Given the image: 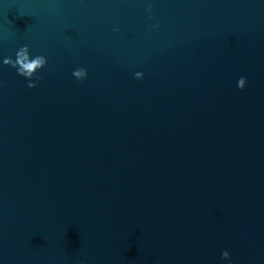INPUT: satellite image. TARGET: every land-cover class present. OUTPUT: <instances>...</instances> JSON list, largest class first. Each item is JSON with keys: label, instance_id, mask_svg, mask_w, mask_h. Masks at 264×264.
<instances>
[{"label": "water", "instance_id": "1", "mask_svg": "<svg viewBox=\"0 0 264 264\" xmlns=\"http://www.w3.org/2000/svg\"><path fill=\"white\" fill-rule=\"evenodd\" d=\"M0 264H264V0H0Z\"/></svg>", "mask_w": 264, "mask_h": 264}, {"label": "clouds", "instance_id": "2", "mask_svg": "<svg viewBox=\"0 0 264 264\" xmlns=\"http://www.w3.org/2000/svg\"><path fill=\"white\" fill-rule=\"evenodd\" d=\"M149 10H151V5H149ZM4 65L11 66L17 72V74L27 80L28 88L37 87V82L42 80V76H38L37 73L43 69L47 64V58L43 55L31 56L30 50L27 45L21 46L15 55V59L8 57L3 60ZM73 76L78 80H83L86 78L85 72L82 68L75 69L73 71ZM136 79H142L143 73L138 72L135 74ZM246 85V78L240 77L237 81V86L240 89H244ZM227 256L228 253L223 254Z\"/></svg>", "mask_w": 264, "mask_h": 264}]
</instances>
